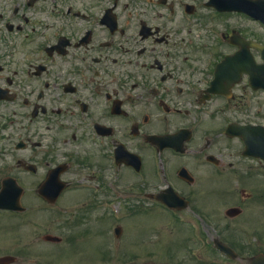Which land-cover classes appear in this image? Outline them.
<instances>
[{
	"label": "flooded vegetation",
	"instance_id": "af4514ba",
	"mask_svg": "<svg viewBox=\"0 0 264 264\" xmlns=\"http://www.w3.org/2000/svg\"><path fill=\"white\" fill-rule=\"evenodd\" d=\"M234 1L0 0V264L31 226L25 250L59 251L62 182L92 210L161 193L184 209L147 205L215 227L238 191L223 216L250 223L264 162L236 128H264V25Z\"/></svg>",
	"mask_w": 264,
	"mask_h": 264
},
{
	"label": "rangeland",
	"instance_id": "374dc122",
	"mask_svg": "<svg viewBox=\"0 0 264 264\" xmlns=\"http://www.w3.org/2000/svg\"><path fill=\"white\" fill-rule=\"evenodd\" d=\"M247 190L252 196L247 207L255 210L250 223L244 218L229 222L223 216L224 210L236 205L237 191L233 199L222 195L220 222L216 227L210 219L199 222L185 215L178 219L169 217L161 210L140 211L139 196L127 190L119 197L110 196L109 202L104 201L105 207L93 210L88 207L86 194L71 192L62 197L61 232L56 234L62 238L59 251H48L47 256L54 253L53 256L41 260L37 254L25 250L42 236L31 226L30 236L23 240L14 237L7 242L8 254L19 259L17 264H245V258L255 252L264 253V198L258 197L257 191ZM205 201L208 205L213 202L208 194ZM186 220L197 225L198 237L197 230L183 222ZM117 226L122 230L119 238L114 234ZM228 231L230 236L222 238L234 244L239 238L234 249L238 259L234 261L220 256L212 246V238L224 236ZM73 234L79 235L77 244L70 243ZM194 238L195 241H190Z\"/></svg>",
	"mask_w": 264,
	"mask_h": 264
},
{
	"label": "water",
	"instance_id": "95a60500",
	"mask_svg": "<svg viewBox=\"0 0 264 264\" xmlns=\"http://www.w3.org/2000/svg\"><path fill=\"white\" fill-rule=\"evenodd\" d=\"M250 264H264V256H257L250 260Z\"/></svg>",
	"mask_w": 264,
	"mask_h": 264
}]
</instances>
